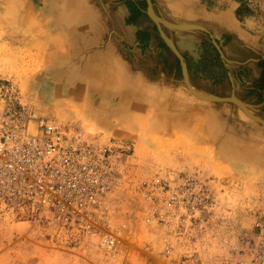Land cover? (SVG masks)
Here are the masks:
<instances>
[{
    "label": "rangeland",
    "instance_id": "obj_1",
    "mask_svg": "<svg viewBox=\"0 0 264 264\" xmlns=\"http://www.w3.org/2000/svg\"><path fill=\"white\" fill-rule=\"evenodd\" d=\"M104 3L112 12L121 5L127 11L123 23L137 42L124 38L119 46L129 66L114 49L113 26L98 33L100 39L95 35L88 47L95 56L77 47L83 42L73 31L79 29L75 0H0V118L14 109L32 127L54 119L83 130L86 141L115 150L120 182L109 206L121 230L120 247L109 253L71 234L59 237L55 227L36 233L33 224L8 218L0 223V264H213L238 236L244 248L253 242L256 222L264 220V125L232 99L236 95L264 118V0H200L205 9L227 12L234 27L189 29L199 40L191 49L184 37L175 41L180 29L152 17L147 0H100ZM152 4L171 22L159 0ZM88 12L92 23L94 13ZM141 53L151 63L135 68ZM89 59L95 66L84 70L81 63ZM96 65L111 68V83L98 92L91 84ZM72 67L70 75L77 72L79 78H56ZM162 75L174 78L162 85L172 93L164 100L151 93ZM64 79L71 82L65 86ZM191 86L210 91L214 99L200 100ZM170 170L196 172L217 200L210 215L203 213L210 221L207 243L194 251L178 248L166 258L161 226L150 221L152 203L141 187Z\"/></svg>",
    "mask_w": 264,
    "mask_h": 264
},
{
    "label": "built area",
    "instance_id": "obj_2",
    "mask_svg": "<svg viewBox=\"0 0 264 264\" xmlns=\"http://www.w3.org/2000/svg\"><path fill=\"white\" fill-rule=\"evenodd\" d=\"M39 128L40 135L30 134L24 114L14 109L0 118V223L8 218L29 222L43 234L55 227L59 237L71 234L114 253L121 230L113 223L108 195L115 188L117 153L83 142L81 132L54 120ZM177 175L176 182L169 175L142 187L152 203L150 221L169 231L166 258L174 250L172 240L188 251L207 243L210 221L203 213L210 215L217 200L198 174ZM253 236L245 248L239 236L234 243L227 239L230 254L219 264H264V220L256 222Z\"/></svg>",
    "mask_w": 264,
    "mask_h": 264
},
{
    "label": "crops",
    "instance_id": "obj_3",
    "mask_svg": "<svg viewBox=\"0 0 264 264\" xmlns=\"http://www.w3.org/2000/svg\"><path fill=\"white\" fill-rule=\"evenodd\" d=\"M159 2H160V5L162 7L164 6L163 13L165 14L166 17L169 18V20H171L170 23L180 24V25H182V24L183 25H198V26H204L206 29H209V28L205 24H208V25L212 24V26H215V28L218 31H221L222 29L234 27L233 21L230 22L228 17L226 16L227 12L223 11L224 14H221L220 10L218 12V10H208L207 8L205 9L203 4L200 3V0H197V1H195V0H159ZM192 3H194V5H195V6H193L194 10H193V7L191 6ZM103 7H106L107 14L109 12L110 17H108V15L105 12H103V14H101L100 13L101 12L100 6H98L97 8L100 11L99 14L94 13V17H95L94 23H96V24L89 22V23H87L86 28H84V26H83V28H79V29H82L81 32L83 33V37L81 36V39H78V40H79V42L81 41V43L83 42V44H81V45L78 44L77 47L83 49V48H87L89 46H93L94 41L96 40L95 35L97 36V40H98V39H100V36L97 35L98 33L105 32V29H108V27L113 26L112 29L118 31L116 33L114 32L113 36H112V41L115 44L114 49L120 55L119 57H120L121 61L125 60V62H123V63H126L125 65L129 66V63H131L130 59H129V57H127L125 55L123 48H121V46H119V41L124 39V38H127L129 41H131L133 43L137 42V37L135 36V32H134V30H132V27H127V29H126L124 26V23H123V19H124V16L127 15V11L124 10L123 13L121 12L122 9H125L122 5H121L120 9L116 12H114V11L112 12L111 9L108 8V6L105 3H104ZM155 12H156V10H155ZM156 14L158 15L157 12H156ZM98 23L101 25V27H103V29L101 31L96 30V28L100 27V25ZM168 27H170V26H168ZM170 28H173V27H170ZM173 29H179V28H173ZM190 29H199V28H190ZM180 30H181V32L179 33V35L177 37H175L176 42L181 43L183 41V37H184V41L185 40L187 41V45L190 49L194 48L196 46V44L199 43L198 42L199 40H197L198 39L197 36L196 37L194 36V35H197L196 31H192V30L188 31L189 29H180ZM182 30H184V31H182ZM188 33H190V34H188ZM180 36H182V37H180ZM169 39L172 40V42L174 44L173 39H171V38H169ZM170 46L173 48V47H175V44H174V46H172L170 44ZM179 47L185 48L182 44ZM155 48L156 47H153V49H155ZM139 52H140V50H139ZM230 53L236 54L235 49L232 48ZM94 56H95V54H94ZM114 61L116 63V61H120V60L117 57H115ZM135 61H136L135 65H134L135 68H139V66L142 65L143 63H148V62L151 63L150 58L144 57L142 55V53H141L140 57L138 56ZM157 63L161 64L162 62H161V60H159V62H157ZM171 64H173V61L171 62ZM184 68H185L186 76L189 77L187 67L185 66ZM134 75H136V74H134ZM259 75H260L259 70H257L255 72V79L258 78ZM172 79H174V78H170V77L166 78L165 76L163 77V75H162L158 80L153 81V82H155L156 90L155 89L151 90V93L156 98H160V99L164 100V97L169 96V94H172V93L165 91L162 88V85L164 82L171 81ZM204 80H206V79H204ZM160 83H161V85H160ZM200 90H202L203 92L209 93L214 97V95L210 91H206L203 89H200ZM199 107H203V106L200 105ZM208 107L214 108V107H217V105L213 106V104H211V106H208Z\"/></svg>",
    "mask_w": 264,
    "mask_h": 264
},
{
    "label": "bare ground",
    "instance_id": "obj_4",
    "mask_svg": "<svg viewBox=\"0 0 264 264\" xmlns=\"http://www.w3.org/2000/svg\"><path fill=\"white\" fill-rule=\"evenodd\" d=\"M75 2H76V4H77V9L75 10V14H74V16H73V20H74V22L76 23V27H79V28H83V26H84V28H86V26H87V23H89L91 20H93L92 19V17H91V15H90V13L88 12V11H90V12H92V13H98L99 14V9L97 8L98 6H100V10H101V14H103V12H105L106 14H107V9H106V7H103L104 6V4H102V5H100V0H75ZM90 7H91V9H90ZM125 9H122L121 10V12L123 13V11H124ZM150 14L152 15V17L155 19V20H159L160 22L162 21V22H164L167 26H170V27H173V28H179V29H190V28H199V29H203V30H208V29H206L204 26H198V25H180V24H173V23H170V22H167V21H165V20H163L162 18H160L157 14H156V12H155V9H154V6L152 5V7L150 8ZM108 17H110V14H109V12H108ZM95 21H93L92 23H94ZM94 24H96V23H94ZM99 24V23H98ZM100 25V24H99ZM103 29V27H101V25H100V27L99 28H96V30L97 31H101ZM81 30L82 29H74L73 31H74V35H79L80 37L82 36L83 37V33L81 32ZM76 32V33H75ZM169 43L172 45V46H174V44H173V42H172V40H170L169 39ZM95 49H92V48H83V51H84V53L85 54H87V55H93L94 53H95V51H94ZM92 58V57H91ZM81 64H83L82 66H85V68H84V70H88L87 68H89L90 70H92L93 68H92V65H94V64H92V61H91V59H89V62H85V61H83ZM95 66V65H94ZM96 66H100V65H96ZM87 67V68H86ZM74 67H72V68H70L69 70H67V69H65V70H59V72H57L56 73V78L57 77H63V76H65V75H69L70 76V78L71 79H74V78H79L78 76L76 77V74H77V72L76 73H74L73 75H70V73H71V71H72V69H73ZM102 68L103 67H101L100 66V68H99V70L97 71V72H95V71H93V77H92V82H91V84H92V87L97 91V88H98V90H99V88H103V86L104 85H109L110 83H111V68L109 69V68H107L108 70H102ZM70 72V73H69ZM105 72V73H104ZM96 73V74H95ZM101 74H104V75H101ZM70 81V80H69ZM69 81H66L65 79L63 80V82L62 83H64V85L66 86L67 85V83L69 82ZM121 81V80H120ZM71 82V81H70ZM188 84H190L189 82H188ZM121 85H122V87H123V81H121ZM191 85V84H190ZM192 87V90H193V92H194V94H195V96H197V97H199L200 98V100H201V98L203 99V100H212V98H213V96L211 95V94H209V93H206V92H203L202 90H200V89H198V88H196V87H194V86H191ZM124 88V87H123ZM98 92V91H97ZM236 95H234V97H235ZM233 96H232V99L234 100V101H236V99L234 98ZM237 97V96H236ZM238 99H239V97H237ZM214 99V98H213ZM240 100V99H239ZM214 101V100H213ZM209 102V101H208ZM212 102V101H211ZM243 102V101H242ZM244 103V102H243ZM239 106V105H238ZM244 106L245 107H241V106H239V108H240V110L249 118V119H252L253 121H255V122H258V123H261V124H263L264 125V122L261 120V119H263L264 120V118L263 117H261V116H259V115H257V114H255L254 112H252V110L249 108V106L246 104V103H244ZM4 115V114H3ZM25 120H28V117L27 116H25ZM47 120H54V119H47ZM54 121H56V120H54ZM57 122V121H56ZM60 126H63V127H70V128H72V129H74V130H76V131H79V132H81L82 133V140H83V142H86V143H92V144H95V145H99V146H105V145H101V144H99V143H95V142H88V141H86L85 139H84V136H83V130H81V129H79V128H77V127H75V126H72V125H62V124H60L59 122H57ZM28 125H29V133L30 134H33V135H38L39 133H40V125H36V126H34V127H32V125H31V123L29 122L28 123ZM40 135V134H39ZM139 149H140V145H139ZM182 172H184V173H187V174H196V172H194V171H178V170H170V171H167L166 173H164V174H157V177H166V176H169V179L170 178H172V181L173 182H176L177 180H176V178H177V173H182ZM118 174H119V168H118V166H117V164L115 165V176H116V183H115V187H117L118 186V184H119V177H118ZM157 177H155V178H153L152 180H147V181H150V182H152V181H154ZM200 178H202L201 176H199ZM203 179V178H202ZM215 182V181H214ZM141 190H142V187H141ZM114 192V190L110 193V195L112 194ZM144 194V193H143ZM110 195H108V204H109V198H110ZM144 196H145V194H144ZM157 228H159L160 230H161V232H162V243H163V246H164V249L167 247V242H166V240H165V238L168 236V233H169V231L166 229V228H163V227H157ZM171 243L175 246L174 247V250H173V252H172V254H174L175 252H176V250L178 249V247H177V245H176V242L174 241V240H172L171 241ZM179 248H182V247H179ZM183 248H185V247H183ZM231 250V249H230ZM171 254V255H172ZM230 254V251H228V254H225L224 256H228ZM220 259L221 258H218V259H215V262L213 263V264H219V261H220Z\"/></svg>",
    "mask_w": 264,
    "mask_h": 264
},
{
    "label": "water",
    "instance_id": "obj_5",
    "mask_svg": "<svg viewBox=\"0 0 264 264\" xmlns=\"http://www.w3.org/2000/svg\"><path fill=\"white\" fill-rule=\"evenodd\" d=\"M148 2H149V4H150V8L152 7V0H147ZM217 43V42H216ZM217 46H218V48L220 49V51H221V53L223 54V51L221 50V48H220V46H219V44L217 43ZM235 99H236V102L242 107H245L244 106V103L241 101V100H239L236 96H235ZM263 122H264V120L263 119H261Z\"/></svg>",
    "mask_w": 264,
    "mask_h": 264
},
{
    "label": "trees",
    "instance_id": "obj_6",
    "mask_svg": "<svg viewBox=\"0 0 264 264\" xmlns=\"http://www.w3.org/2000/svg\"><path fill=\"white\" fill-rule=\"evenodd\" d=\"M239 14H240V11H239Z\"/></svg>",
    "mask_w": 264,
    "mask_h": 264
}]
</instances>
